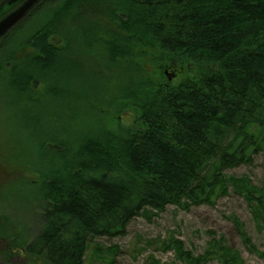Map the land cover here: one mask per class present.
Wrapping results in <instances>:
<instances>
[{
    "label": "trees",
    "instance_id": "trees-1",
    "mask_svg": "<svg viewBox=\"0 0 264 264\" xmlns=\"http://www.w3.org/2000/svg\"><path fill=\"white\" fill-rule=\"evenodd\" d=\"M43 14L26 37L20 24L0 40V116L32 121L43 157L28 255L85 264L93 244V256L105 251L97 237L231 189L264 228V183L226 172L264 152V0H45L29 17ZM12 151L0 147V162L17 161ZM165 247L166 264H246L215 232L202 253L180 239Z\"/></svg>",
    "mask_w": 264,
    "mask_h": 264
},
{
    "label": "rangeland",
    "instance_id": "rangeland-1",
    "mask_svg": "<svg viewBox=\"0 0 264 264\" xmlns=\"http://www.w3.org/2000/svg\"><path fill=\"white\" fill-rule=\"evenodd\" d=\"M41 16H30L19 28L23 37L29 35L44 20ZM20 29L16 34H20ZM28 49L22 47L19 55ZM169 80L179 81L182 75L168 71ZM174 79V80H173ZM54 112V108L49 109ZM134 108L125 113V123L134 119ZM61 124V121H60ZM47 128L51 122L44 124ZM32 121L18 118L5 119L0 116V147H10L16 160L0 162V234L6 232L10 238L1 237L0 264H42L43 261L28 255L25 246L32 241L38 229V175L32 167L44 168L41 153L34 148L36 131ZM15 156V155H14ZM236 177L247 176L252 184L264 183V152L257 154L251 165H240L226 171ZM233 216L245 224L255 245L264 250V228H259L245 199L231 189L226 196L219 197L214 205L191 206L188 209L169 205L165 211L151 218L139 216L133 219L124 236L97 237L96 243L105 250L93 256L88 250L85 264H166L175 261L173 250L166 249L171 239H180L188 249L202 253L212 232L224 235L229 244L237 247L246 264H264L257 254L251 253L243 244ZM7 230V231H5ZM6 234V235H7ZM112 252H106V250ZM210 264H217L212 262Z\"/></svg>",
    "mask_w": 264,
    "mask_h": 264
},
{
    "label": "flooded vegetation",
    "instance_id": "flooded-vegetation-1",
    "mask_svg": "<svg viewBox=\"0 0 264 264\" xmlns=\"http://www.w3.org/2000/svg\"><path fill=\"white\" fill-rule=\"evenodd\" d=\"M28 0H0V24L2 23V21L8 16L10 15L12 12H14L15 10H17L19 7H21L25 2H27ZM45 2V0H38L30 9V11L27 13V15L19 22L17 23V25L21 24V22L25 21L29 15L36 10L37 8H40L41 4H43ZM15 25V27L17 26ZM14 28V27H13ZM12 28V29H13ZM11 29V30H12ZM9 32V31H8ZM6 32L4 35H0V40L8 33ZM1 234H0V240L1 238Z\"/></svg>",
    "mask_w": 264,
    "mask_h": 264
},
{
    "label": "water",
    "instance_id": "water-1",
    "mask_svg": "<svg viewBox=\"0 0 264 264\" xmlns=\"http://www.w3.org/2000/svg\"><path fill=\"white\" fill-rule=\"evenodd\" d=\"M38 0H28L17 10L8 15L0 24V35H4L6 32L10 31L17 23H19L30 11L32 6Z\"/></svg>",
    "mask_w": 264,
    "mask_h": 264
}]
</instances>
